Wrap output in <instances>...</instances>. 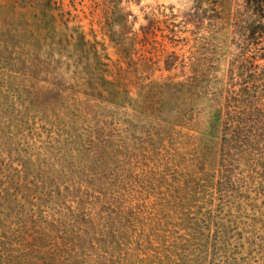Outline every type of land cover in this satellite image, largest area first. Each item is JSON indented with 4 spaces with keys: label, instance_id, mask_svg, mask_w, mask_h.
<instances>
[{
    "label": "rangeland",
    "instance_id": "obj_1",
    "mask_svg": "<svg viewBox=\"0 0 264 264\" xmlns=\"http://www.w3.org/2000/svg\"><path fill=\"white\" fill-rule=\"evenodd\" d=\"M249 17L245 0H0V256L264 264ZM241 66L260 78L249 97Z\"/></svg>",
    "mask_w": 264,
    "mask_h": 264
},
{
    "label": "trees",
    "instance_id": "obj_2",
    "mask_svg": "<svg viewBox=\"0 0 264 264\" xmlns=\"http://www.w3.org/2000/svg\"><path fill=\"white\" fill-rule=\"evenodd\" d=\"M245 6L250 10V17L247 19L245 23L246 41L248 43L251 42L252 45H257L261 42H264V0H245ZM114 13L111 14L109 20L107 19V22L111 21V25L113 21H124V23L122 24L123 27L121 28L119 33L111 30V26H110L108 31L110 34L109 37L111 39L115 38L116 34H124V30L127 29L126 20L129 16L128 13H122L121 10H117ZM128 30L130 29L128 28ZM261 50L263 49L261 48ZM263 59H264V55L262 54L258 56L256 60H263ZM248 68L249 67L247 66H241V69L239 68V71H238V75L240 77L239 85H241L239 92L244 97H249L251 93L256 94L257 92L256 81L260 79V78L252 79V76H253L252 73H249V72L247 73ZM223 112L224 111L221 108L213 110L212 122L210 126L214 130V133H216L217 135H218V132L220 131L219 126L225 124L222 120ZM226 116H227V121H228L229 120L228 118L231 116V112L228 111ZM245 128H247V125L245 124L243 125L242 122L236 120V126H233L231 131H233V133H236L238 131H244ZM246 130H248L250 134L253 133V129L251 127L247 128ZM138 261L140 262V260H137L135 262H138ZM0 264H13L11 256H5V257L0 256Z\"/></svg>",
    "mask_w": 264,
    "mask_h": 264
}]
</instances>
